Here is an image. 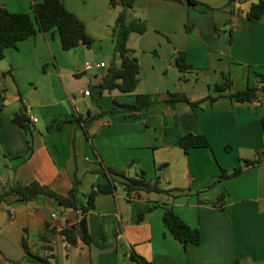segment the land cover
<instances>
[{
	"label": "crops",
	"instance_id": "crops-1",
	"mask_svg": "<svg viewBox=\"0 0 264 264\" xmlns=\"http://www.w3.org/2000/svg\"><path fill=\"white\" fill-rule=\"evenodd\" d=\"M42 1L0 0V7L34 16L33 4ZM197 1L202 5L136 1L131 19L149 26L128 43L140 63V82L134 95L105 93L102 107L86 92L101 84L114 57L120 8H113L111 0H62L85 24L94 40L90 47L65 51L53 29L5 51L0 60V193L5 185L38 181L66 195L79 179L85 194L106 182L98 172L103 163L130 177L144 173L159 181L163 193L139 192L130 200L119 188L99 195L88 213L89 245L81 240L72 245L60 235L81 217L53 200L3 204L0 210L10 215L0 230V264H38L28 260L24 239L34 253L57 264H136L134 251L158 264H264V161L236 178L220 177L221 168L232 171L264 151V93L245 104L228 96L196 108L163 102L139 117L109 113L87 129L79 121L116 103L135 104L139 94L166 98L180 92L200 101L217 96L215 85L227 79L233 82L232 93L264 85V15L247 19L258 0ZM180 51L193 69L179 70ZM87 63L103 66L87 71ZM22 106L39 119L30 130L13 121ZM188 133L207 136L211 147L185 153L180 140ZM221 195L225 201L216 207ZM170 206L201 231L200 244L185 246L168 233L163 215ZM141 214L145 217L139 221Z\"/></svg>",
	"mask_w": 264,
	"mask_h": 264
},
{
	"label": "trees",
	"instance_id": "trees-1",
	"mask_svg": "<svg viewBox=\"0 0 264 264\" xmlns=\"http://www.w3.org/2000/svg\"><path fill=\"white\" fill-rule=\"evenodd\" d=\"M136 1L111 0L113 8H120L113 28L114 57L103 76L104 79H102L101 84L93 86L90 91L100 107H102L101 99L105 93L118 91L122 94L134 95L140 82V63L128 43L132 34H146L149 31V26L146 21L131 19V13ZM178 1H187L192 6L202 5L197 0ZM32 9L34 16L29 13L11 12L6 7H0V60L4 59L5 51L8 48L16 47L18 42L37 35L39 31L49 32L57 29L60 39H62V48L65 51L81 45L90 47L93 44L94 40L88 35L85 24L67 9L62 0L36 2L33 4ZM248 14L247 19L249 20L261 18L264 15V0H258L257 3H253ZM187 29L189 30V27ZM178 56L177 65L181 72L194 68L193 65L188 64L185 52L180 51ZM232 85V80L227 79L223 84L215 85L214 92L218 93L217 96L209 94L200 101H192L185 93L180 92L169 93L166 98H162L159 95L139 94L136 95L135 104L116 103V106L111 110L103 111L99 115L89 116L86 119H79V121L87 129L91 122L109 113L134 112V116L139 117L142 110L163 102H183L196 108L204 103H214L224 96H228L238 103L245 104L258 101L260 95L264 93V85L249 87L236 93L231 92ZM13 121L24 129H31V121L25 106H22L21 111L14 116ZM261 124L264 132V117L261 120ZM180 146L185 153H189L190 150L195 148H209L211 144L205 135L188 133L181 138ZM257 155L254 160H242L241 162L244 164L233 168L232 171L221 168V179L236 178L244 172L245 168L262 163L264 161V151L258 152ZM98 172L106 179V182L96 184L85 194L81 192V180L79 179L74 181L72 189L66 195L59 194L38 181H32L28 185H5L0 193V207L3 204H11L17 200L33 201V199L40 197L53 200L59 206L79 213L81 217L78 225L62 228L59 232L60 235L72 245H76L79 240L89 245L93 240L88 227V213L96 208V199L99 195L114 194L119 188H123L127 192L130 200H133L134 196L139 192L163 193V190L159 187V181L153 182L149 180L144 173L130 177L126 171H118L104 163ZM224 201L225 196L221 195L214 205L222 207ZM144 217L145 214H141L139 221L144 220ZM163 218L168 233L177 241L185 246L201 243V231L190 227L175 211L173 206L165 209ZM79 229L80 232L78 231ZM42 240L47 242L49 239L44 234L42 235ZM23 242L28 260L38 264H57L52 261L51 256H41L34 253L27 245L28 242L25 239ZM47 249L49 250V248ZM131 257L136 264H158L148 261L135 251L132 252Z\"/></svg>",
	"mask_w": 264,
	"mask_h": 264
},
{
	"label": "built area",
	"instance_id": "built-area-1",
	"mask_svg": "<svg viewBox=\"0 0 264 264\" xmlns=\"http://www.w3.org/2000/svg\"><path fill=\"white\" fill-rule=\"evenodd\" d=\"M102 66L103 65L101 63L100 64L87 63V64H85L84 69L89 71V70H92L94 68H102ZM86 95H90V91L89 90L86 92ZM28 116H29V119H30L31 123H33V124L38 123L39 119L36 116H33V115L30 116V114Z\"/></svg>",
	"mask_w": 264,
	"mask_h": 264
},
{
	"label": "water",
	"instance_id": "water-1",
	"mask_svg": "<svg viewBox=\"0 0 264 264\" xmlns=\"http://www.w3.org/2000/svg\"><path fill=\"white\" fill-rule=\"evenodd\" d=\"M0 212H2L1 214L3 215L2 217H0V230L3 228V226L8 223V218H9V215H10V211H2L0 210Z\"/></svg>",
	"mask_w": 264,
	"mask_h": 264
}]
</instances>
